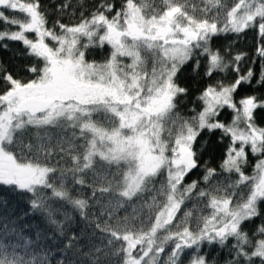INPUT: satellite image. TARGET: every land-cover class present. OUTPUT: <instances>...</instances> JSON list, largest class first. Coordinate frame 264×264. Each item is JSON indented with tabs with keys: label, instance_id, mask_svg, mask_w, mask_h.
I'll use <instances>...</instances> for the list:
<instances>
[{
	"label": "snow or ice",
	"instance_id": "snow-or-ice-1",
	"mask_svg": "<svg viewBox=\"0 0 264 264\" xmlns=\"http://www.w3.org/2000/svg\"><path fill=\"white\" fill-rule=\"evenodd\" d=\"M201 3L202 8L191 0H98L78 23L57 20L48 27L41 0H0V23L16 29L0 30V42H22L25 55L39 61L19 71L0 63V185L28 197L24 215L42 216L61 237L73 217L57 203L86 219L90 201L99 204L104 194L116 199V208L148 196L114 223L113 211L101 212L93 235L100 233L103 247L84 253L89 264H184V257L188 264H210L207 253L201 254L204 245L224 248L230 239L226 264H264V224L251 235L244 230L264 204V127L256 122L264 100L236 99L253 79L264 85V0ZM70 7L67 0L58 10ZM247 30L256 33L258 78L251 68L240 73L246 53L231 56L228 48L212 46L222 34ZM105 44L111 52L104 62L86 59L90 48ZM202 59L205 77L231 68L236 78L206 85L197 97L202 109L181 117L176 98L187 89L176 82L178 73L193 60L198 72ZM20 71L34 78L25 80ZM224 109L232 113L230 122L218 119ZM204 130H219L221 142L227 137L229 143L219 172L205 165L201 187L200 181L185 180L201 167L195 146ZM248 150L261 157L251 175L243 170ZM89 173L104 186L89 184ZM225 173L227 181L214 182ZM233 173L236 180L230 179ZM84 188L91 189L90 197ZM188 201L195 203L185 210ZM32 227L0 224V264H50L49 253L30 251L42 235L36 232L35 241L25 235ZM76 241L75 235L68 238L61 251Z\"/></svg>",
	"mask_w": 264,
	"mask_h": 264
},
{
	"label": "trees",
	"instance_id": "trees-1",
	"mask_svg": "<svg viewBox=\"0 0 264 264\" xmlns=\"http://www.w3.org/2000/svg\"><path fill=\"white\" fill-rule=\"evenodd\" d=\"M67 0H41V6L46 11L48 17V27H52L57 20H60L65 24H75L79 22L80 13L83 12L84 15H88L91 10L94 9L98 0H71L72 7L68 8L64 12H60L58 9L61 5L66 3ZM156 3H159V0H155ZM192 4L197 5L198 7H203L201 0H191ZM119 7V3L117 4ZM7 15H16L20 16L18 12H7ZM5 27H9L10 30H16L15 27L6 26L3 23H0V30ZM0 44H7L8 47L5 49L0 46V63H3L5 66L12 68L13 70L19 71L22 67L29 66L31 64L39 63L37 58L30 57L25 55V47L22 42H14L5 40L0 42ZM229 45L231 47L229 48ZM212 46L214 49L219 48L221 50L228 48L231 53V56H235L237 53H246V56L239 62L240 73L244 74L249 68H251L256 77L258 78L261 70V61L256 56V33L254 30H247L242 34H222L221 36L214 38L212 41ZM111 47L110 45L105 44L103 48L93 47L90 48L86 54V59L91 61H96L98 63L104 62L110 55ZM227 57L226 59H231ZM125 63H130L128 58H122ZM255 59V63L252 61ZM195 61H190L186 64L181 71L178 73L176 82L181 86L187 89V94L179 95L176 98V109L175 112L178 113L181 117H191L195 113L192 111L196 109L199 111L202 109V103L197 100V97L202 93L205 86L211 83H214L216 80H223L225 83L231 82L236 78V73L232 71L231 68L227 70L226 73H215L211 78L205 77V65L206 61L201 60V68L198 72L193 71V64ZM150 66V65H149ZM150 70V67H149ZM20 77L25 80L33 79L34 76L28 72L20 71ZM247 95H255L260 100H264V85H257L256 79H253L250 85H244L240 88L236 94V99ZM218 119L227 122H230L232 119V113L228 109L221 111ZM256 122L260 127H264V110L256 111ZM33 132L35 130H32ZM221 132L219 130L209 132L207 130L202 131L201 135L198 138L196 144V149L199 152L201 159V167L195 169L188 177H186L185 183H191L193 180L201 182V187H204L202 177L205 172V165L207 167L215 168L218 172L220 171V164L225 158V151L228 146L229 140L227 137L221 142ZM261 157L258 155L251 154L248 150L247 164L244 166L243 170L245 174L251 175L254 170V166L258 159ZM70 166V165H66ZM99 171V169H98ZM115 171V169H111ZM89 184H92L93 187L99 188L102 185L99 181H94L92 173H89L85 177ZM229 178V174L225 173L214 178V182L217 180H225ZM238 176L236 174H231L230 179L236 180ZM164 177H157L155 183L159 184ZM72 185L70 184L69 187ZM83 192L85 196L90 197L92 195L91 189L84 188ZM75 195V193H74ZM99 196V194H98ZM146 194L141 200H134L130 204L126 203L124 207L116 208V199L109 195L104 194L103 197H100L99 204L96 201H90V209L88 210L87 218H82L79 213L71 208V206H61L59 203L55 204V207H60L61 212H69L73 219L65 225V236L61 237L59 233L55 230V226L48 225L44 218L40 215H32L31 217L25 216V212L30 211L27 204L28 197L18 195L12 188L0 185V224L8 223L9 227H21L23 224L34 225L30 229L24 230V234L29 236L34 241L36 240V232H41V238L37 241L38 248L30 249V251H36L40 255L49 253L48 259L50 264H57L60 260H65V264H89L88 257L84 256V253L94 252L95 247H103L99 236V232H95V222L101 219L102 211H113L114 219L111 222H115V219H122L126 215L132 213L133 207H139L144 199H147ZM6 202V204H5ZM195 201L186 202L185 210L191 209ZM261 215L253 220L246 222L244 225V230L251 235L255 232L256 228L264 224V204L260 205ZM23 218V219H21ZM58 220H62L63 216L58 215L56 217ZM103 219H107V216H104ZM16 221V224L13 225L11 222ZM75 235L77 241L75 246L67 251L66 253L61 251L64 248V245L68 242V238ZM234 243L233 240H229L228 246L221 248L218 244L207 245L205 244L202 248L201 254L207 253V258L212 264L214 261L215 264H226V262L231 259L229 253V247ZM77 249H80V252L77 253ZM67 257V259H65ZM113 264H118L117 261H113ZM184 264H188V258L184 257ZM256 264H259V260H256Z\"/></svg>",
	"mask_w": 264,
	"mask_h": 264
},
{
	"label": "rangeland",
	"instance_id": "rangeland-1",
	"mask_svg": "<svg viewBox=\"0 0 264 264\" xmlns=\"http://www.w3.org/2000/svg\"><path fill=\"white\" fill-rule=\"evenodd\" d=\"M28 36H29V38H31V39H35V38H36L34 33H29ZM82 42H86V39L83 40ZM50 43H51V42H50ZM110 47H111V46H110ZM128 60L131 62L130 58H128ZM149 65H151V62H150V61H149ZM149 67H150V66H149Z\"/></svg>",
	"mask_w": 264,
	"mask_h": 264
}]
</instances>
